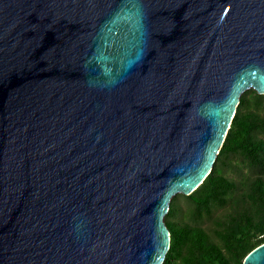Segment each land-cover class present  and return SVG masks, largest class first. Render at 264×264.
<instances>
[{"label": "water", "instance_id": "1", "mask_svg": "<svg viewBox=\"0 0 264 264\" xmlns=\"http://www.w3.org/2000/svg\"><path fill=\"white\" fill-rule=\"evenodd\" d=\"M249 89L264 0H0V264H162Z\"/></svg>", "mask_w": 264, "mask_h": 264}, {"label": "trees", "instance_id": "2", "mask_svg": "<svg viewBox=\"0 0 264 264\" xmlns=\"http://www.w3.org/2000/svg\"><path fill=\"white\" fill-rule=\"evenodd\" d=\"M164 221L162 264H243L264 243V94L242 93L212 170Z\"/></svg>", "mask_w": 264, "mask_h": 264}, {"label": "rangeland", "instance_id": "3", "mask_svg": "<svg viewBox=\"0 0 264 264\" xmlns=\"http://www.w3.org/2000/svg\"><path fill=\"white\" fill-rule=\"evenodd\" d=\"M175 197V196H174ZM179 203H181V200H179Z\"/></svg>", "mask_w": 264, "mask_h": 264}]
</instances>
